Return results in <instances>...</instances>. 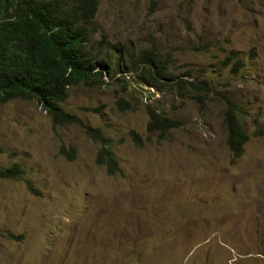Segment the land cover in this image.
<instances>
[{
  "label": "rangeland",
  "instance_id": "1",
  "mask_svg": "<svg viewBox=\"0 0 264 264\" xmlns=\"http://www.w3.org/2000/svg\"><path fill=\"white\" fill-rule=\"evenodd\" d=\"M99 2L93 43L133 65L70 86L63 107L100 128L120 171L97 164L82 125H55L37 100L0 101V168L22 167L0 178V264H264V0ZM147 49L167 77L206 80L208 96L139 82ZM231 99L250 135L237 158ZM150 110L181 125L150 132Z\"/></svg>",
  "mask_w": 264,
  "mask_h": 264
},
{
  "label": "trees",
  "instance_id": "2",
  "mask_svg": "<svg viewBox=\"0 0 264 264\" xmlns=\"http://www.w3.org/2000/svg\"><path fill=\"white\" fill-rule=\"evenodd\" d=\"M99 6V0H0V101L37 100L55 125H82L100 143L97 164L116 174L120 171L118 159L100 128L84 124L78 115L63 107L70 86L99 87L107 83L106 78H111L117 68L127 72L133 65L132 55L124 48H120V56H115L103 53V48L93 43ZM233 58L226 59L237 60ZM136 60L142 66L137 79L147 86L161 90L160 84L172 82L180 93L181 89L193 91L194 97L201 100L209 94L206 80L197 84L167 77L169 66L154 49L143 50ZM166 77L169 82L162 80ZM120 103L129 107L126 99L121 98ZM180 125L179 120L150 110L147 125L150 132L166 134ZM223 126L233 157H241L250 135L240 118L239 106L232 99L227 100ZM132 133L136 141H141L138 133ZM21 173L19 162L0 168V178H14Z\"/></svg>",
  "mask_w": 264,
  "mask_h": 264
},
{
  "label": "clouds",
  "instance_id": "3",
  "mask_svg": "<svg viewBox=\"0 0 264 264\" xmlns=\"http://www.w3.org/2000/svg\"><path fill=\"white\" fill-rule=\"evenodd\" d=\"M152 88H154V87H152Z\"/></svg>",
  "mask_w": 264,
  "mask_h": 264
}]
</instances>
